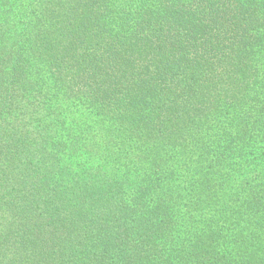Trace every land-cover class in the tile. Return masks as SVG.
Segmentation results:
<instances>
[{"label": "trees", "instance_id": "trees-1", "mask_svg": "<svg viewBox=\"0 0 264 264\" xmlns=\"http://www.w3.org/2000/svg\"><path fill=\"white\" fill-rule=\"evenodd\" d=\"M0 264H264V0H0Z\"/></svg>", "mask_w": 264, "mask_h": 264}]
</instances>
